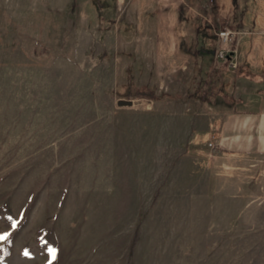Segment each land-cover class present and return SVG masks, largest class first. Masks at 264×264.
I'll return each instance as SVG.
<instances>
[{
	"label": "rangeland",
	"instance_id": "rangeland-1",
	"mask_svg": "<svg viewBox=\"0 0 264 264\" xmlns=\"http://www.w3.org/2000/svg\"><path fill=\"white\" fill-rule=\"evenodd\" d=\"M104 1L0 0V264H264V158L187 96L264 64V0Z\"/></svg>",
	"mask_w": 264,
	"mask_h": 264
},
{
	"label": "crops",
	"instance_id": "crops-1",
	"mask_svg": "<svg viewBox=\"0 0 264 264\" xmlns=\"http://www.w3.org/2000/svg\"><path fill=\"white\" fill-rule=\"evenodd\" d=\"M233 44L232 42L230 48L234 49V55L237 57L238 44L236 43L235 46ZM230 57L232 55L229 54L223 59L228 62ZM217 70L223 71L224 68L217 66ZM232 70L237 79L236 88L234 91H229V95L225 98L231 102L235 100L237 103H246L247 106L246 108L226 106L217 112L218 152L215 156L218 159L222 158V163H242L241 160H247L254 153H261L264 158V64L253 67L249 64L237 63ZM240 77L250 82V88L241 89L238 84Z\"/></svg>",
	"mask_w": 264,
	"mask_h": 264
},
{
	"label": "trees",
	"instance_id": "trees-1",
	"mask_svg": "<svg viewBox=\"0 0 264 264\" xmlns=\"http://www.w3.org/2000/svg\"><path fill=\"white\" fill-rule=\"evenodd\" d=\"M107 1L105 2L104 0H88V8L90 10V12L92 11V16H90V18H97L98 19V15H97V10L98 8L102 5L104 7H110V5H107ZM203 49H200L199 51H201L200 53H202ZM205 51H209V50H205ZM195 61V58H194ZM223 64L227 65V62L225 60V58L223 59ZM225 68L228 69V67H224V70H226ZM223 70V71H224ZM204 83H206L207 85L202 86V83H197V85L194 87V90L191 93H188L187 96H192L195 97L196 99H198L200 102H206V103H216L217 101L223 105H229V103L226 101L227 98H225L226 95H228V91L226 90L225 87H216L215 83H209V79L207 80H203ZM131 90V91H130ZM153 89H142V88H130L128 89V91H125L124 94L126 95H133V96H142V95H147L150 96L152 99H160L162 98V94H156L152 91ZM224 95V99L223 96ZM235 108V106H233ZM134 239H132L131 241V245L133 244Z\"/></svg>",
	"mask_w": 264,
	"mask_h": 264
},
{
	"label": "built area",
	"instance_id": "built-area-1",
	"mask_svg": "<svg viewBox=\"0 0 264 264\" xmlns=\"http://www.w3.org/2000/svg\"><path fill=\"white\" fill-rule=\"evenodd\" d=\"M218 33V37L222 40V41H227V39L229 38V35L231 33V31L229 29H219V31H217ZM233 53H234V49L230 48L228 50L224 49V48H220L218 49V54L219 56L225 57L226 55H232V57H230L228 59V61L230 62V64L234 65L233 62Z\"/></svg>",
	"mask_w": 264,
	"mask_h": 264
},
{
	"label": "water",
	"instance_id": "water-1",
	"mask_svg": "<svg viewBox=\"0 0 264 264\" xmlns=\"http://www.w3.org/2000/svg\"><path fill=\"white\" fill-rule=\"evenodd\" d=\"M117 104H119V105H130V104H132V102H133V100H132V98H118L117 99Z\"/></svg>",
	"mask_w": 264,
	"mask_h": 264
},
{
	"label": "snow or ice",
	"instance_id": "snow-or-ice-1",
	"mask_svg": "<svg viewBox=\"0 0 264 264\" xmlns=\"http://www.w3.org/2000/svg\"><path fill=\"white\" fill-rule=\"evenodd\" d=\"M3 238H6V237H3Z\"/></svg>",
	"mask_w": 264,
	"mask_h": 264
}]
</instances>
